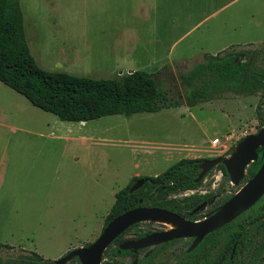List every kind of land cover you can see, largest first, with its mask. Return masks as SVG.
Masks as SVG:
<instances>
[{
	"label": "rangeland",
	"instance_id": "1",
	"mask_svg": "<svg viewBox=\"0 0 264 264\" xmlns=\"http://www.w3.org/2000/svg\"><path fill=\"white\" fill-rule=\"evenodd\" d=\"M20 3L27 40L41 67L95 78L152 71L181 104L85 122L61 120L0 81L2 263L13 264L36 252L50 261L44 264H58L69 251L101 234L116 192L134 176L157 175L182 157L227 158L245 136L259 130V95L229 94L190 106L180 73L204 60L205 54L264 46V0ZM107 47H112V55L104 53ZM221 163L207 169L196 188L169 195L182 205L192 194L205 195L187 217L205 218L248 180L249 166L235 184L228 172H222ZM263 216L264 196L194 247L193 237H180L130 255L118 253L112 243L102 263L132 264L139 258V264H217L223 262L225 250L227 256L232 253V248H225L226 240L244 227L229 264H264L263 257L255 260L256 240L247 238ZM165 226L158 220L135 222L120 247L140 231ZM64 264L81 260L75 255Z\"/></svg>",
	"mask_w": 264,
	"mask_h": 264
},
{
	"label": "trees",
	"instance_id": "2",
	"mask_svg": "<svg viewBox=\"0 0 264 264\" xmlns=\"http://www.w3.org/2000/svg\"><path fill=\"white\" fill-rule=\"evenodd\" d=\"M0 81L61 120L89 121L105 115L154 112L181 104L180 100L171 97L168 90L161 87L152 71L136 69L116 77L95 78L41 67L27 40L20 0H0ZM180 83L190 106L229 94L259 95L255 117L259 123L258 129L264 126V46L242 50L231 48L205 54L204 60L180 73ZM205 159L182 157L157 175L134 176L116 192L104 226L118 214L141 205L163 207L184 216L190 215L189 212L192 213L197 205L204 202L205 195L192 194L185 198V205L169 195L196 188L203 179L198 180V177L200 164ZM263 160L264 154L260 148L258 159L248 167V179L256 173ZM220 166L222 172L227 174L224 163ZM143 178L146 182L131 191L133 183ZM260 220L256 223L259 226L252 227L247 235L253 241L258 231H262L259 245L254 243L255 260L261 253L264 254V219ZM243 231L244 227L239 228L232 238L237 239ZM7 263L0 260V264ZM44 263L50 261L34 252L33 257L22 256L13 264Z\"/></svg>",
	"mask_w": 264,
	"mask_h": 264
},
{
	"label": "water",
	"instance_id": "3",
	"mask_svg": "<svg viewBox=\"0 0 264 264\" xmlns=\"http://www.w3.org/2000/svg\"><path fill=\"white\" fill-rule=\"evenodd\" d=\"M259 148L264 154V126L257 132L245 136L227 158L207 159L200 164L201 172L198 180L213 165L222 161L226 166L230 179L239 183L246 174L247 167L259 157ZM146 179L133 183L130 190L140 188ZM264 195V160L256 173L248 179L225 203L203 219L190 220L183 215L163 207L141 205L129 209L112 218L103 228L101 234L89 245L77 247L61 257L57 262L64 264L73 256L78 255L81 264H102L105 249L129 226L140 220H164L178 224L177 228L156 231L139 239H129L121 247L137 250L153 246L161 242L179 237H194L192 247L203 238L219 228L232 222L235 218L251 208Z\"/></svg>",
	"mask_w": 264,
	"mask_h": 264
},
{
	"label": "flooded vegetation",
	"instance_id": "4",
	"mask_svg": "<svg viewBox=\"0 0 264 264\" xmlns=\"http://www.w3.org/2000/svg\"><path fill=\"white\" fill-rule=\"evenodd\" d=\"M260 149V148H259ZM259 151V150H258ZM263 151V150H262ZM263 153V152H262ZM264 196V195H263ZM262 196V197H263ZM261 197V198H262ZM260 198V199H261ZM259 199V200H260ZM246 212V211H245ZM244 212V213H245ZM244 213H242L241 215H243ZM241 215L240 216H238L237 218H235V219H238L239 217H241ZM184 216V215H183ZM185 218H187V219H190V220H197V219H199V218H189V217H187V216H184ZM234 219V220H235ZM260 219H264V216L263 217H261ZM159 221V220H158ZM163 224V223H162ZM224 227V226H223ZM168 229H171V228H169V227H167V226H165V227H162L161 229H151V230H143V231H140V232H138V234H136V235H134L132 238H130V239H139V238H142V237H144V236H146L147 234H150V233H152V232H156V231H164V230H168ZM220 229V228H219ZM128 229H126L123 233H121L112 243H115V247H118L117 249H116V251L118 252V253H120V254H130V255H135L134 253H135V251L134 250H132L131 248H127V249H125V248H122V247H120V242H121V238L123 237V235H124V233L127 231ZM243 234H245V233H243ZM258 234V233H257ZM255 235V240H256V244H257V246L259 245V238L261 237V234H262V231L260 230V233L258 234V235ZM241 235V234H240ZM240 235H239V237H236L237 239H235V238H232L231 237V239L229 238V240H226L227 241V244L225 243V248H231L230 247V245H232V253H230L228 256H227V251L225 250V252H224V254H223V262H220V263H217V264H229V262L231 261V259L233 258V256H234V252H236V249H237V245L240 243ZM180 238V237H179ZM173 239H177V238H173ZM173 239H171V240H173ZM240 239V240H239ZM171 240H168V241H165V242H161V243H159V244H163V243H168L169 241H171ZM193 241H194V237H193ZM111 243V244H112ZM110 244V245H111ZM117 244L119 245V246H117ZM242 244V243H241ZM158 245V244H157ZM247 245V244H246ZM252 245H254V243L252 244ZM149 247V246H148ZM108 248V247H107ZM106 248V249H107ZM143 248H145V247H143ZM143 248H139V249H143ZM105 249V250H106ZM139 249H137V250H139ZM104 254V253H103ZM146 255V254H145ZM263 253H261V255H260V257L259 258H261V257H263ZM226 257L228 258V259H226ZM103 258V257H102ZM140 261H142V259H139V258H135L134 260H133V262H132V264H139V262ZM142 263H143V261H142ZM103 264V263H102ZM115 264H118V263H115ZM216 264V263H215Z\"/></svg>",
	"mask_w": 264,
	"mask_h": 264
},
{
	"label": "bare ground",
	"instance_id": "5",
	"mask_svg": "<svg viewBox=\"0 0 264 264\" xmlns=\"http://www.w3.org/2000/svg\"><path fill=\"white\" fill-rule=\"evenodd\" d=\"M159 221L171 229L178 227V224L174 223L173 221H164V220H159Z\"/></svg>",
	"mask_w": 264,
	"mask_h": 264
},
{
	"label": "crops",
	"instance_id": "6",
	"mask_svg": "<svg viewBox=\"0 0 264 264\" xmlns=\"http://www.w3.org/2000/svg\"><path fill=\"white\" fill-rule=\"evenodd\" d=\"M92 48H99V46H94V47H92ZM107 48H108V50H106L104 53H105V54H108V55H112V53H113V51L111 52V50H112L111 48H112V47H111V48H110V47H107ZM86 49H87V50H90L91 48H90V47H87ZM102 53H103V52H102ZM81 122H85V121H81Z\"/></svg>",
	"mask_w": 264,
	"mask_h": 264
},
{
	"label": "built area",
	"instance_id": "7",
	"mask_svg": "<svg viewBox=\"0 0 264 264\" xmlns=\"http://www.w3.org/2000/svg\"><path fill=\"white\" fill-rule=\"evenodd\" d=\"M218 140H219L218 138H215V139L213 140V142L216 143V142H218Z\"/></svg>",
	"mask_w": 264,
	"mask_h": 264
}]
</instances>
